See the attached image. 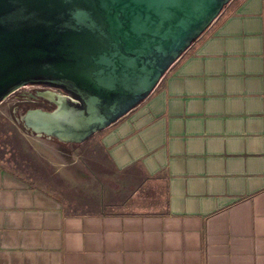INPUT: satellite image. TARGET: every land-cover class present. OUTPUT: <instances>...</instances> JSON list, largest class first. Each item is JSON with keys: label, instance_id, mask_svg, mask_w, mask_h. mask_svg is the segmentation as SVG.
<instances>
[{"label": "crops", "instance_id": "crops-1", "mask_svg": "<svg viewBox=\"0 0 264 264\" xmlns=\"http://www.w3.org/2000/svg\"><path fill=\"white\" fill-rule=\"evenodd\" d=\"M99 140L162 202L68 210L0 158V264H264V0H231Z\"/></svg>", "mask_w": 264, "mask_h": 264}, {"label": "water", "instance_id": "water-1", "mask_svg": "<svg viewBox=\"0 0 264 264\" xmlns=\"http://www.w3.org/2000/svg\"><path fill=\"white\" fill-rule=\"evenodd\" d=\"M231 0H0V102L25 84L51 108L30 132L81 142L142 101ZM56 90V91H55Z\"/></svg>", "mask_w": 264, "mask_h": 264}, {"label": "rangeland", "instance_id": "rangeland-1", "mask_svg": "<svg viewBox=\"0 0 264 264\" xmlns=\"http://www.w3.org/2000/svg\"><path fill=\"white\" fill-rule=\"evenodd\" d=\"M34 87L53 89L25 84L0 102L1 160L54 193L68 210H152L162 202V177L138 165L116 168L100 144V130L81 142H61L25 128L19 115L27 107L53 106L44 95L20 98L19 91L25 95Z\"/></svg>", "mask_w": 264, "mask_h": 264}, {"label": "flooded vegetation", "instance_id": "flooded-vegetation-1", "mask_svg": "<svg viewBox=\"0 0 264 264\" xmlns=\"http://www.w3.org/2000/svg\"><path fill=\"white\" fill-rule=\"evenodd\" d=\"M37 90H42V88L39 89V88L34 87L32 92L29 91V92H27L25 95H24V93H23L22 91H19V96H20L21 99H22V97H30V98H33V99H34V98H37V97H39L40 95H42V94H40V93H36Z\"/></svg>", "mask_w": 264, "mask_h": 264}]
</instances>
